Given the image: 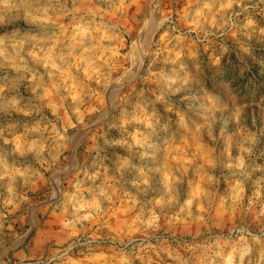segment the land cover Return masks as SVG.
<instances>
[{
    "label": "rangeland",
    "instance_id": "1",
    "mask_svg": "<svg viewBox=\"0 0 264 264\" xmlns=\"http://www.w3.org/2000/svg\"><path fill=\"white\" fill-rule=\"evenodd\" d=\"M0 264H264V0H0Z\"/></svg>",
    "mask_w": 264,
    "mask_h": 264
},
{
    "label": "crops",
    "instance_id": "2",
    "mask_svg": "<svg viewBox=\"0 0 264 264\" xmlns=\"http://www.w3.org/2000/svg\"><path fill=\"white\" fill-rule=\"evenodd\" d=\"M35 146L37 145V142L35 141L34 143H33ZM39 153H41V152H39ZM42 154V153H41ZM23 155L24 156H22V157H27V158H29V159H31V160H42V159H45L46 160V156H43L42 155V158H40L39 156L37 157L36 155H30V152H28V153H26V152H23ZM46 155V154H45ZM44 157V158H43Z\"/></svg>",
    "mask_w": 264,
    "mask_h": 264
}]
</instances>
